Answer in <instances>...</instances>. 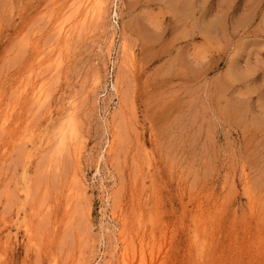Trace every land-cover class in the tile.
<instances>
[{"label": "rangeland", "instance_id": "obj_1", "mask_svg": "<svg viewBox=\"0 0 264 264\" xmlns=\"http://www.w3.org/2000/svg\"><path fill=\"white\" fill-rule=\"evenodd\" d=\"M0 264H264V0H0Z\"/></svg>", "mask_w": 264, "mask_h": 264}, {"label": "bare ground", "instance_id": "obj_2", "mask_svg": "<svg viewBox=\"0 0 264 264\" xmlns=\"http://www.w3.org/2000/svg\"><path fill=\"white\" fill-rule=\"evenodd\" d=\"M36 101H37V100H36ZM70 128H71V127H70ZM70 128H69V129H70ZM69 131H70V130H69ZM70 133H72V132H70ZM68 136H69V135H68Z\"/></svg>", "mask_w": 264, "mask_h": 264}]
</instances>
